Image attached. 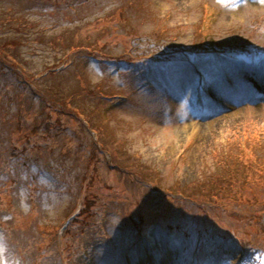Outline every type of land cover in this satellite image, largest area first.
<instances>
[{
  "label": "rangeland",
  "instance_id": "1",
  "mask_svg": "<svg viewBox=\"0 0 264 264\" xmlns=\"http://www.w3.org/2000/svg\"><path fill=\"white\" fill-rule=\"evenodd\" d=\"M0 50V264H264L261 0H0Z\"/></svg>",
  "mask_w": 264,
  "mask_h": 264
},
{
  "label": "trees",
  "instance_id": "2",
  "mask_svg": "<svg viewBox=\"0 0 264 264\" xmlns=\"http://www.w3.org/2000/svg\"><path fill=\"white\" fill-rule=\"evenodd\" d=\"M73 47L72 48H74V47H76L75 45H72ZM77 46H83V48L85 49V48H88V49H86L89 53H92V51H93V48L91 47V46H89V45H85V44H82V45H77ZM1 51V50H0ZM1 53V52H0ZM130 58H124L123 60H129ZM117 60V59H116ZM2 62V59H0V64H1V66H2V64H3V62ZM4 65V64H3ZM0 66V70L2 69V67ZM5 71H6V69H5ZM11 72V71H10ZM23 73V72H22ZM45 100V99H44ZM59 102V101H58ZM50 104H52V106L51 107H55V110H57L58 112H60V113H64L65 115H67V114H70V115H72V114H74L73 113V110L75 109L74 108V106H72L71 108H68V106L66 105V100H62L61 102H60V104H61V108H58V106H56L54 103H50ZM50 106V105H49ZM43 111V110H42ZM48 126H46V128H47ZM35 129V128H34ZM96 130H97V128H95ZM91 144V149H90V152H89V159H88V163L89 164H92L93 163V160L94 159H96L97 157H98V154H100V153H102L103 152V147H100L99 148V145H98V140L95 142V141H92V143H90ZM240 162V160H238L237 159V162ZM237 162H234L235 164L237 163ZM238 164V163H237ZM227 166L228 165H226L225 166V169H227ZM238 166V165H237ZM222 172H224V170L222 171ZM219 175V174H218ZM221 175V174H220ZM223 175V177L222 176H220V177H222V180L220 179V181L219 182H215V183H213L214 185H213V188L214 189H221V188H223L222 187V183H223V181H224V179L225 178H227L226 177V175L225 174H222ZM220 185V186H219ZM230 184H227V186H229ZM218 187H220V188H218ZM230 189V188H229ZM90 207V205H88V201H86V209H88Z\"/></svg>",
  "mask_w": 264,
  "mask_h": 264
},
{
  "label": "snow or ice",
  "instance_id": "3",
  "mask_svg": "<svg viewBox=\"0 0 264 264\" xmlns=\"http://www.w3.org/2000/svg\"><path fill=\"white\" fill-rule=\"evenodd\" d=\"M261 3H264V0H261Z\"/></svg>",
  "mask_w": 264,
  "mask_h": 264
}]
</instances>
